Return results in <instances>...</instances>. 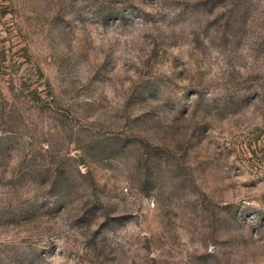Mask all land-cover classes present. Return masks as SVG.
Listing matches in <instances>:
<instances>
[{"label":"rangeland","instance_id":"obj_1","mask_svg":"<svg viewBox=\"0 0 264 264\" xmlns=\"http://www.w3.org/2000/svg\"><path fill=\"white\" fill-rule=\"evenodd\" d=\"M0 264H264V0H0Z\"/></svg>","mask_w":264,"mask_h":264}]
</instances>
